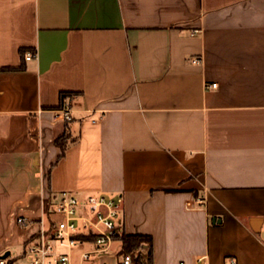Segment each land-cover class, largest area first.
I'll use <instances>...</instances> for the list:
<instances>
[{
  "label": "crops",
  "instance_id": "crops-1",
  "mask_svg": "<svg viewBox=\"0 0 264 264\" xmlns=\"http://www.w3.org/2000/svg\"><path fill=\"white\" fill-rule=\"evenodd\" d=\"M62 191L120 196L152 264H264V0H0L8 264L30 263Z\"/></svg>",
  "mask_w": 264,
  "mask_h": 264
},
{
  "label": "built area",
  "instance_id": "built-area-1",
  "mask_svg": "<svg viewBox=\"0 0 264 264\" xmlns=\"http://www.w3.org/2000/svg\"><path fill=\"white\" fill-rule=\"evenodd\" d=\"M24 58H35V52L25 53ZM193 62H199V59ZM216 86V83H210L205 84L204 88ZM70 98L68 96L60 108L65 121L71 120L68 109ZM121 205L120 196L96 194L79 198L62 191L52 211L59 218L53 226L44 224L40 219L39 230L28 244L27 250L31 254L29 264H72L70 253L60 252L57 247H65L69 251L81 247L79 258L82 262L100 260L109 251L112 242L120 240L124 234L119 220ZM13 222L23 227L29 224V220L20 215L14 216ZM134 258V252L121 254L116 264H134ZM0 264H8L7 258H0ZM99 264L108 263L103 261ZM227 264L236 263L231 258Z\"/></svg>",
  "mask_w": 264,
  "mask_h": 264
},
{
  "label": "trees",
  "instance_id": "trees-1",
  "mask_svg": "<svg viewBox=\"0 0 264 264\" xmlns=\"http://www.w3.org/2000/svg\"><path fill=\"white\" fill-rule=\"evenodd\" d=\"M26 49L20 50V55L23 56ZM7 70V69H4ZM11 70V69H8ZM20 70V67L14 69ZM70 92L60 93V104L61 108L64 104L65 99L71 96ZM69 134L65 132L63 135L57 137L54 140L56 146H58L63 152L66 144L68 143ZM47 224L50 226L54 225L53 217L47 218ZM135 253L134 264H152V239L149 235L144 234H126L124 233L120 239V254ZM11 264V262H9Z\"/></svg>",
  "mask_w": 264,
  "mask_h": 264
},
{
  "label": "water",
  "instance_id": "water-1",
  "mask_svg": "<svg viewBox=\"0 0 264 264\" xmlns=\"http://www.w3.org/2000/svg\"><path fill=\"white\" fill-rule=\"evenodd\" d=\"M8 255H9V253L5 252L2 255H0V258H2V259L7 258Z\"/></svg>",
  "mask_w": 264,
  "mask_h": 264
},
{
  "label": "rangeland",
  "instance_id": "rangeland-1",
  "mask_svg": "<svg viewBox=\"0 0 264 264\" xmlns=\"http://www.w3.org/2000/svg\"><path fill=\"white\" fill-rule=\"evenodd\" d=\"M58 218H59V217H58L57 215H53V219H54V221L57 220ZM117 245H118V243H115L114 246L116 247Z\"/></svg>",
  "mask_w": 264,
  "mask_h": 264
}]
</instances>
